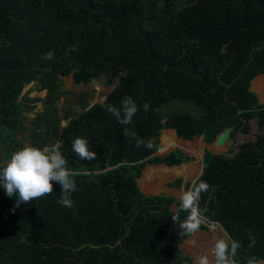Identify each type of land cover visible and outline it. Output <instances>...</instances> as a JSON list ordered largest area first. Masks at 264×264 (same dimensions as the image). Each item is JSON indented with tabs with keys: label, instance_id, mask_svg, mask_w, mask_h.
Instances as JSON below:
<instances>
[{
	"label": "trees",
	"instance_id": "16d2710c",
	"mask_svg": "<svg viewBox=\"0 0 264 264\" xmlns=\"http://www.w3.org/2000/svg\"><path fill=\"white\" fill-rule=\"evenodd\" d=\"M255 1L264 18V0ZM238 2L0 0V168L35 138L39 123L27 128L25 104L14 101L26 84L56 88L58 77L70 76L76 85L103 79L112 86L102 104L58 133L69 170L87 172L73 177L74 207L57 202L56 182L50 196L18 207L0 187V264H193L179 249L188 236L171 218L179 201L145 195L137 180L147 164L190 161L179 149L153 155L163 129L181 140L213 141L234 120L242 134L255 120L259 134L225 153L204 150L198 178L210 188L200 209L240 242L236 264L264 262V104L249 87L264 74V47L254 50L248 25L230 22ZM125 96L140 108L131 125L106 110ZM126 127L143 139L139 148ZM77 137L88 139L97 159L80 160L71 147Z\"/></svg>",
	"mask_w": 264,
	"mask_h": 264
},
{
	"label": "clouds",
	"instance_id": "9594fccd",
	"mask_svg": "<svg viewBox=\"0 0 264 264\" xmlns=\"http://www.w3.org/2000/svg\"><path fill=\"white\" fill-rule=\"evenodd\" d=\"M144 112L150 108L148 103L142 106ZM107 112L114 116L116 121L122 125H131L133 117L140 110L135 101L125 96L120 101V107L109 104ZM124 136L135 140V146L140 147L144 143L134 131L127 127ZM73 152L81 161H92L97 159L96 153L89 149V141L86 138L77 137L72 142ZM145 147L150 145L145 144ZM87 172L70 171L59 145L45 146L42 149L32 146H24L22 149L11 154L0 168V187L5 194L16 198L15 206L27 204L33 200L50 196L54 192L53 183L60 185L61 193L57 201L61 206L72 208L74 203L71 194L76 191L75 176L86 175ZM210 185L203 181L193 179L191 186L179 194V206L175 214L171 215L174 223L180 229V235L193 236L198 233L206 222L200 209L202 193H206ZM181 213H186V218L181 221ZM210 223V222H208ZM216 225H213L215 230ZM221 231H224L221 228ZM241 247L239 241L232 239L226 231L224 236L216 238L209 252L197 257L196 264H236V254ZM248 264H258L255 257L248 260Z\"/></svg>",
	"mask_w": 264,
	"mask_h": 264
},
{
	"label": "rangeland",
	"instance_id": "374dc122",
	"mask_svg": "<svg viewBox=\"0 0 264 264\" xmlns=\"http://www.w3.org/2000/svg\"><path fill=\"white\" fill-rule=\"evenodd\" d=\"M165 12V6L161 4V20L159 23V27L162 30L166 29L165 20H163ZM229 18L231 23L242 22L248 25L254 43V50L264 47V18L262 16L261 8L255 0H239L236 9L230 14ZM254 81L255 80H253L252 83ZM59 83L61 84L62 82ZM90 85L91 86L89 87H82L79 84L75 85L72 81H70V78H67L65 79V87H62V90L60 85L56 88H48V95L46 99L41 98V93L37 94V96L41 98V100L38 102L34 101L36 100V98H28V96L25 95L24 88L20 92L19 96L15 97L14 101H22L25 104V107L23 109V116L24 123L27 128H31L30 124L33 122H37L39 123V125L37 128H35L36 133L33 144H30V141L25 140L23 146L27 145L42 149L45 146L51 147L59 145L58 133L60 129L67 124V119L72 118L73 116L78 114V112L82 111L84 108L90 106L93 103L102 102L104 100V97L107 95L106 92L112 89V86L108 87L104 85L103 79H98V81H95ZM257 92L263 94L261 90H258ZM61 94L63 95L61 97L62 99L60 98ZM256 96L259 103L264 104V101L258 97V94H256ZM227 128H232V138L229 137L227 139V142L222 146L216 147L211 145V149L214 152L225 153L227 150L233 148L238 143L244 141H253L255 136L259 134L255 120H251L249 122V130L244 134L240 132V127L239 125H237L236 120H234V124L232 126H229ZM28 130L29 129L24 132L25 138L28 137ZM220 133H218L217 135H219ZM196 142H199V140H196ZM176 145L178 147L175 148H180L184 155H188L189 158L191 157L192 159H199L202 155L201 149L197 153H188L182 148L183 145ZM169 152L170 151H160L158 152L160 155L158 157H163ZM156 183L158 182L156 181ZM188 183L189 182H187V184ZM186 187L187 188H185V190L188 189V186ZM175 198H177V200L179 201V195L175 196L174 199ZM171 207L172 210H176V207L174 205H172ZM214 224L216 225L215 230H213ZM204 225L206 226V230H200L195 235L188 236L179 246V249L185 255L191 258L193 264H196V260L199 255L210 251L211 246L215 242L216 238H221L224 236V231H221V227L219 226V224L206 222ZM196 243H206L207 245H209V247L200 250L198 246H194V244L196 245ZM258 264H264V262H258Z\"/></svg>",
	"mask_w": 264,
	"mask_h": 264
},
{
	"label": "crops",
	"instance_id": "0c3cea01",
	"mask_svg": "<svg viewBox=\"0 0 264 264\" xmlns=\"http://www.w3.org/2000/svg\"><path fill=\"white\" fill-rule=\"evenodd\" d=\"M258 77L259 78L264 77V74L258 75L257 77H255L254 79H252L250 81V86L249 87H250V90L253 93L258 94V97L261 98V94L252 89V81L258 79ZM67 78L68 79L70 78V81H72V79H71L70 76L69 77H58V82H62L63 83V85H62V83L61 84L59 83V85L61 86V90H62V87H65V79H67ZM95 81H98V80H94V81L88 83L87 85H82V84H79V85H81L82 87H89V86H91L90 84L93 83V82H95ZM24 88H25V95L28 96V98H36V100H34V101H37L38 102V101L41 100V98H44V99L47 98V95H48V87L45 86V85H43L40 81H32V82L26 84L24 86ZM111 90L112 89H110L109 91H107L106 94L110 93ZM39 93H41V98H39V96H37V94H39ZM62 96L63 95L61 94L60 98ZM106 96L104 97V100L102 102H96V103L102 104L105 101ZM66 100H68V99H66ZM93 104H91V105H93ZM90 106H88V107H90ZM88 107H86V108H88ZM86 108H84V109H86ZM69 120H70V118L67 119V122ZM164 136L170 137V139H169V141L167 143V146L168 147L163 144L162 138ZM217 136L218 135L215 136V138L213 139V141H209L206 138L205 135H203V136H201L199 138H194L192 141H186V140L178 139L176 137V133H175L174 130H172V129H163L161 131V133H160L159 139L156 141V144H155L156 145V150H155V152L153 154L154 156H160L158 152H160L161 150H164L165 147H166V149L163 152H168V151L171 152L172 149H174L175 147H178L176 144H181V143L183 144V147L182 148L185 151H187L188 153H197L201 149V154L202 155H201V157L199 159H192L190 157V161L184 162V163H181L180 165H176V166H172V167H166L163 164H157V165L147 164L143 168V170L141 172V175H140V177L137 180V186L140 189V191L143 194H145V195H159V194H162V195L169 196V197H173V198L175 196H178L182 191L185 190V188H187L186 186H188V188L190 187V184H191V182H192L193 179H197L200 176V174L202 172V168H203L202 156H203L204 150L205 149H208L213 154H219L220 153V152L219 153L218 152H214L211 149V145L218 147L215 144V140H216ZM196 140H199V142H196ZM186 143L189 146L192 145L193 147L191 146V148H190L189 146H186ZM178 149L180 150V148H178ZM150 172H155L156 174H159V177H160V182H159V185H158V190L155 191V192H153V193L146 192L145 190H143L142 186H140V181L142 180V177L144 175H148ZM159 177H158V179H159ZM178 180L180 181V183L177 185V184H175V182L178 181ZM187 182H189V183L187 184ZM175 200H177V198H175ZM171 209H172V207H171ZM173 211H175V210H173Z\"/></svg>",
	"mask_w": 264,
	"mask_h": 264
},
{
	"label": "bare ground",
	"instance_id": "6f19581e",
	"mask_svg": "<svg viewBox=\"0 0 264 264\" xmlns=\"http://www.w3.org/2000/svg\"><path fill=\"white\" fill-rule=\"evenodd\" d=\"M252 88L255 91L261 90L263 92V94L262 93H260V94H261V99L264 101V77L256 79L252 83ZM169 139H170V137L164 136L162 138L163 144L167 146ZM181 145H183V144L181 143ZM186 146H189V145L186 143ZM191 146L192 145H190L189 147L191 148ZM165 149H166V147H165ZM165 149L161 150V151L163 152V151H165ZM158 177H159V174H156L155 172H150L148 175H144L142 177V180L140 181V186H142L143 190H145L146 192L153 193V192L158 190V183L160 182V177H159V179H158ZM156 181H158V183H156ZM194 246H198V248H200V250L206 249L207 247H209V245H207L206 243H203V244L196 243V245L194 244ZM195 248H197V247H195Z\"/></svg>",
	"mask_w": 264,
	"mask_h": 264
},
{
	"label": "water",
	"instance_id": "95a60500",
	"mask_svg": "<svg viewBox=\"0 0 264 264\" xmlns=\"http://www.w3.org/2000/svg\"><path fill=\"white\" fill-rule=\"evenodd\" d=\"M231 132H232V128H226V129H224V131L221 132V133L217 136V138H216V140H215V144H216L217 146H221V145H223V144L227 141V139L230 137ZM201 173H202V172H201ZM190 186H191V184H190ZM185 218H186V215L183 217V219H185ZM210 223H217V222H210ZM217 224H218V223H217Z\"/></svg>",
	"mask_w": 264,
	"mask_h": 264
}]
</instances>
